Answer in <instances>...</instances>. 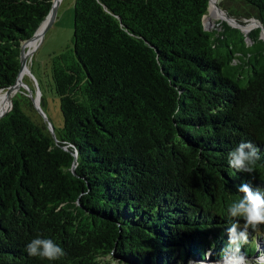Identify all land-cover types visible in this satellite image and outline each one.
I'll list each match as a JSON object with an SVG mask.
<instances>
[{"label":"trees","instance_id":"obj_1","mask_svg":"<svg viewBox=\"0 0 264 264\" xmlns=\"http://www.w3.org/2000/svg\"><path fill=\"white\" fill-rule=\"evenodd\" d=\"M242 1L264 26V0ZM51 2L0 0V90ZM207 3L74 0L72 46L50 59L56 141L23 88L0 118V264H258L264 224L238 254L226 230L238 187L264 191V38L206 29ZM241 142L251 174L228 163ZM37 236L66 255L29 256Z\"/></svg>","mask_w":264,"mask_h":264},{"label":"rangeland","instance_id":"obj_2","mask_svg":"<svg viewBox=\"0 0 264 264\" xmlns=\"http://www.w3.org/2000/svg\"><path fill=\"white\" fill-rule=\"evenodd\" d=\"M217 4L226 12L233 11L237 14L232 15L231 19L235 20L234 23L237 26H241L238 22L241 21L243 18L248 17L255 21V17L252 16H243L242 18L238 16V14H245L247 7L246 4L242 0H215ZM73 3L74 0H60V4L58 7V12L56 16H53L54 18L52 21V18H48V26L45 30V34L40 38L38 45L35 49L29 48L31 56V73L32 76L37 80L39 84L40 89V98L39 100H35V102L40 101L41 108L44 111L45 115L49 119L50 123L54 127V129L60 128L62 125V115L59 110V99L58 96L55 94L53 88H51V73H50V59L53 55L60 53L66 47L72 46V34H73ZM210 16V21L207 20V17ZM221 14L218 12L216 8H212V10H208L204 17V27L206 29H216L221 30L220 23L223 22L226 24L227 22L223 17H220ZM249 22L248 25L244 27L243 30L245 33H248L250 30L257 27V22ZM50 22V23H49ZM260 36L264 38V30L260 31ZM250 38H247V41ZM27 53V52H26ZM28 66V64H27ZM28 67H26L27 69ZM29 71V69H28ZM26 71L22 74L23 83L30 89L33 90L34 93L37 94V91L35 89V81L33 78L30 77L28 74L29 72ZM24 87V88H23ZM20 87L16 92H13L10 96L12 98V95H15L16 93L23 88L24 90L28 91V88L23 86ZM7 90V89H6ZM4 92H2L3 94ZM23 95V94H22ZM26 98L29 99L31 103V111L37 112L35 109L33 100L31 97H28L26 95H23ZM9 109V108H8ZM7 109V110H8ZM6 110V111H7ZM38 117L42 122L43 115L37 112ZM48 129V128H47ZM259 246L262 248V246L259 244ZM253 260V259H252ZM258 264H264V253L262 255H259L255 259ZM242 264H247V262H250L248 259L243 260ZM225 262V263H224ZM252 262V261H251ZM209 264V263H208ZM218 264H240V262L236 259H229L225 258L222 262Z\"/></svg>","mask_w":264,"mask_h":264},{"label":"clouds","instance_id":"obj_3","mask_svg":"<svg viewBox=\"0 0 264 264\" xmlns=\"http://www.w3.org/2000/svg\"><path fill=\"white\" fill-rule=\"evenodd\" d=\"M260 159L259 149L251 142H241L228 152V163L240 172L251 174L253 165ZM241 197L228 206L227 214L231 219L227 228L226 250L238 254L243 244L248 241L249 229H256L264 224V191L253 188L250 183H242L238 187ZM241 220L243 225L241 226ZM29 256L42 257L55 261L66 255L64 249L51 238L37 236L25 246ZM242 264L244 257H237Z\"/></svg>","mask_w":264,"mask_h":264},{"label":"water","instance_id":"obj_4","mask_svg":"<svg viewBox=\"0 0 264 264\" xmlns=\"http://www.w3.org/2000/svg\"><path fill=\"white\" fill-rule=\"evenodd\" d=\"M207 1L209 2V0H207ZM59 4H60V0H52V2H51V7H50L48 13H47L46 16L41 20V22L39 23V25H38V27L36 28V30L33 32V34H32L28 39H26V40H24V41L22 42V44H21V48H20V67H19V70H18V73H17V76H16V78H15L14 83L11 84L8 88H12V87L15 85L16 81L18 80V78H19V76H20L21 71H22L23 68L26 67V65L28 64V69H29V71H28L29 73H28V74H29L30 77L33 78V80L35 81V85H36L35 89H36V91H37V95L39 96V94H40L39 84H38L37 80L32 76V73H31V59H30V56H29L28 51H29V48H30L31 41L33 40V38H34V36H35V34H36L38 28H39L44 22H46V21L48 20V18H52V16H56V15H57ZM215 6H216L217 9H219V10H221V11L223 12V14L225 15L226 19H230V18H232L231 16H229V15L227 14V12H226L225 10H223V9L217 4V2H215ZM207 8H208V3H207ZM53 11H55V12H53ZM52 12H53V13H52ZM54 13H55V14H54ZM53 19H54V18H52L51 21H52ZM254 19H255V21L257 22V26L260 27L261 31L264 30V26H263V25H262V24H261L256 18H254ZM49 23H50V22H49ZM48 25H49V24L47 23V25L45 26V30H46V28H47ZM226 25H227L228 27H231V28H233V27H237V28H239L240 30H242L243 32L246 31V30H243V29H244L243 26H237V25H235V24H230V23H226ZM45 30L43 31V34H45ZM25 45H27L26 48H24ZM24 49H25V51L27 52V54H25V55H23ZM8 88H7V89H8ZM11 102H12V103H11L10 108H9L6 112L0 114V118H4V117L8 116V115L11 113V111L13 110L14 103H15V95H12ZM33 103H34V106H35V109L37 110V112H39L40 114L43 115L44 123H45L46 127L48 128V131L50 132L51 137L56 141V136H55V130H54V127L52 126V124L50 123L49 119L47 118V116L45 115L44 111L42 110L40 101H38V102H34V101H33Z\"/></svg>","mask_w":264,"mask_h":264},{"label":"bare ground","instance_id":"obj_5","mask_svg":"<svg viewBox=\"0 0 264 264\" xmlns=\"http://www.w3.org/2000/svg\"><path fill=\"white\" fill-rule=\"evenodd\" d=\"M216 8V6H215V0H212V2H211V0H209V6H208V10L210 9V10H212V8ZM217 9V8H216ZM218 10V12L221 14V16L220 17H223L227 22H229L230 24H232V23H234L235 21L233 20V19H226V17H225V15L223 14V12L221 11V10H219V9H217ZM53 12H55V11H53ZM52 12V13H53ZM55 14V13H54ZM53 17V16H52ZM207 20L208 21H210V16H208L207 17ZM254 20H252V21H250V23L251 22H253ZM255 22V21H254ZM47 21L46 22H44L39 28H38V30H37V32H36V34H35V36H34V38H33V40L31 41V44H30V48L31 49H35L36 48V46L38 45V42H39V40H40V38L43 36V31L45 30V26L47 25ZM236 23V22H235ZM246 25H248V24H246ZM246 25H241V26H243V27H245ZM27 47V45H25L24 46V48H26ZM30 51L31 50H29L28 51V53H29V56H31V53H30ZM25 54H27L26 53V51H25V49H24V52H23V55H25ZM26 67H28L27 65H26ZM26 67H24L23 68V70L21 71V73H20V76H19V78H18V80L16 81V83H15V85L12 87V88H8L7 90H0V114H2V113H4V112H6V111H4V108H5V106L7 105V103H8V101L11 99L10 98V96H11V94L13 93V92H16L20 87H23V86H25V87H27L24 83H23V79H22V74L24 73V72H26V71H28V68L26 69ZM24 88V87H23ZM28 88V87H27ZM26 91V93H27V95H29V97H31L32 98V100L35 102V100H39V98H40V95L38 96L36 93H34V91L33 90H30L29 88H28V91L27 90H25ZM2 92H4L3 94H2ZM37 102V101H36ZM11 100H10V106H11ZM10 106H9V108H10Z\"/></svg>","mask_w":264,"mask_h":264}]
</instances>
